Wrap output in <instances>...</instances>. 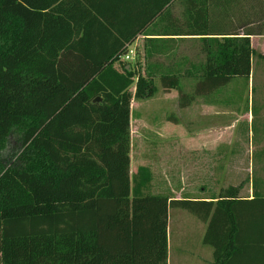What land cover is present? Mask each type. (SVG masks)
I'll use <instances>...</instances> for the list:
<instances>
[{"label":"trees","instance_id":"trees-1","mask_svg":"<svg viewBox=\"0 0 264 264\" xmlns=\"http://www.w3.org/2000/svg\"><path fill=\"white\" fill-rule=\"evenodd\" d=\"M174 1L146 10L167 20L163 34L202 36L205 59L187 70L195 94L249 79L250 38L213 33L202 0H182L184 17H169ZM101 3L0 0V151L15 130L23 146L19 164L0 171V264H168L171 208L208 222L203 241L223 264L247 214L264 225V197L243 199V184L221 189L217 201L145 193L147 166L132 180L131 102L155 92V73L121 59L134 37L109 49L83 46L100 25ZM159 75L164 88H181L173 68ZM192 100L181 94L183 106Z\"/></svg>","mask_w":264,"mask_h":264},{"label":"rangeland","instance_id":"rangeland-1","mask_svg":"<svg viewBox=\"0 0 264 264\" xmlns=\"http://www.w3.org/2000/svg\"><path fill=\"white\" fill-rule=\"evenodd\" d=\"M183 44L181 54L188 57L183 65H149L143 56L138 64L137 56L128 60L145 76L155 73L151 82L155 92L144 98L134 96L131 102L132 180L141 166H147L152 180L145 193L183 198L201 195L193 191L195 187L247 186L257 153H264L258 144L264 135V64L256 59L250 80L237 77L211 94L197 95V79L186 70L191 67L188 62H203L201 42L185 40ZM168 68L179 73L180 89L162 86L159 74ZM131 90L136 92L135 84ZM182 93L193 96L188 106L181 104ZM21 139L17 130L9 137L0 151V171L19 164ZM176 217L171 212L170 252L177 251Z\"/></svg>","mask_w":264,"mask_h":264},{"label":"crops","instance_id":"crops-1","mask_svg":"<svg viewBox=\"0 0 264 264\" xmlns=\"http://www.w3.org/2000/svg\"><path fill=\"white\" fill-rule=\"evenodd\" d=\"M152 2L153 0H102L98 13L100 25L88 38H83V46L88 44L90 50L109 49L116 45L120 46L121 42H124L128 37H134L132 43L126 44V46L128 50L135 49L132 58L137 56L138 62L143 56L144 62H148L149 65L164 67L183 65L188 59L187 55L181 54L183 42L186 40L195 44L196 41L201 42L202 36L163 34L160 30L167 24V20H162L161 16L153 18V12L148 11V8L146 10V5L150 3L151 7ZM202 2L203 11L208 13V18L212 20L215 29L213 33H217L219 37L235 34L250 38L251 46L254 49L250 80L254 77L256 59L264 64V0H202ZM184 5L182 0H175L172 2L171 13L167 16L182 19ZM179 6L180 9H178ZM188 6H191L190 0ZM193 13V11H187V18ZM147 18H153V20L147 24ZM142 27H144L143 30L139 32ZM147 51L152 52V55L147 57ZM202 58L204 61V54H202ZM121 59L127 61L125 55ZM188 64L192 68L196 63L192 61ZM261 138L263 139L259 140L258 144L259 147L264 148V135ZM260 152L257 153L258 158L251 171L250 183L247 186L243 185L240 189L243 199L254 201L256 196L264 197V153L260 154ZM255 163H257V167H255ZM261 171L262 173L258 175L257 173ZM193 191L201 195L189 198L217 201V196H211V194H217L221 190L202 186L195 187ZM171 198L182 199L183 197L177 195V197ZM173 211L177 215L175 219L177 251L173 252L171 249L170 252L169 239L168 264H216L214 248L203 241L208 229V222L201 221L192 213L181 208H171L170 216ZM251 215L247 214L250 221L245 224L242 234L237 239V246H233L228 252L223 264H264V225H260L255 214Z\"/></svg>","mask_w":264,"mask_h":264},{"label":"built area","instance_id":"built-area-1","mask_svg":"<svg viewBox=\"0 0 264 264\" xmlns=\"http://www.w3.org/2000/svg\"><path fill=\"white\" fill-rule=\"evenodd\" d=\"M135 54V49L134 48H131L128 50V52L125 54V60H130L132 55Z\"/></svg>","mask_w":264,"mask_h":264},{"label":"water","instance_id":"water-1","mask_svg":"<svg viewBox=\"0 0 264 264\" xmlns=\"http://www.w3.org/2000/svg\"><path fill=\"white\" fill-rule=\"evenodd\" d=\"M96 100H98V101H99V100H101V98H100V97H98Z\"/></svg>","mask_w":264,"mask_h":264}]
</instances>
